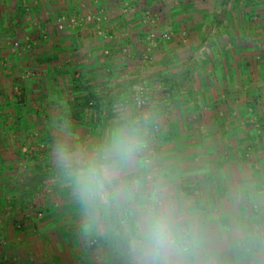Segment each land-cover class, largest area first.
<instances>
[{
    "label": "crops",
    "instance_id": "crops-1",
    "mask_svg": "<svg viewBox=\"0 0 264 264\" xmlns=\"http://www.w3.org/2000/svg\"><path fill=\"white\" fill-rule=\"evenodd\" d=\"M28 1L12 0L10 9L21 12ZM95 1L71 0L58 6L71 17L89 16L97 8ZM99 1L106 11L103 27L117 33L120 41L95 40L97 26L88 21L73 30L51 28L50 36L40 38L36 30L32 37L39 39L34 43L49 40L53 50H37L30 58L33 78L22 75L28 67L21 54H0V63L6 65L0 66V89L15 94L19 88L26 98L24 107L11 109L0 125L29 123L50 144L45 161L34 162L19 156L24 148H32L33 139L24 147L23 138L17 140L0 126V239L6 242L0 264H83L68 261L72 242L88 225L94 235L104 219L109 222L103 238L114 229L122 238L144 236L142 219L131 224V234L123 221L124 191L132 187L139 188L131 202L134 209H141L144 197L151 209L158 208L150 219L163 214L176 229L182 258L165 264H264V17L255 16L257 10L264 14V7L246 0H181L180 6H173L172 0ZM38 2L34 7L42 11L39 19L47 22L48 0ZM91 2L94 6L87 8ZM3 7L9 9L0 4ZM146 8L159 16V34L177 24L186 29L164 42L147 66L141 58L152 29L142 23ZM9 26L19 25L12 21ZM0 42H7L3 33ZM138 42L142 51L136 53ZM111 48L120 52L106 55ZM165 78L175 84L173 94L163 97L156 91L151 99L153 123L160 127L150 143L157 149L155 156L146 163L135 152L115 165L107 201L86 207L57 163V147L93 154L115 127L138 113L128 101L132 91L141 84L157 89ZM91 94L98 108L82 101ZM254 117L261 118L260 128ZM250 148L252 159L246 156ZM152 173L154 179L148 182ZM37 212L44 219L35 224ZM115 215L123 221L116 228L110 221ZM92 255L90 264L100 258ZM103 259L109 264L106 253Z\"/></svg>",
    "mask_w": 264,
    "mask_h": 264
},
{
    "label": "rangeland",
    "instance_id": "rangeland-1",
    "mask_svg": "<svg viewBox=\"0 0 264 264\" xmlns=\"http://www.w3.org/2000/svg\"><path fill=\"white\" fill-rule=\"evenodd\" d=\"M38 1H40V0H32V2L28 1L29 3L25 7V10L18 12V11H13L10 9V7L12 6V0H7L5 2L3 0H0V2H2L0 4H4L9 8L6 10H4V7H3V9H0V40H1V34L3 33L4 29L9 28L10 27L9 25H10V23H12V21L17 22V25H19V26L14 27L16 30V33L12 34V37L10 35H9V37H8V35H6V37H7L6 43L0 42V54H2V55L3 54H9V55L14 54L18 57L21 54L22 58L26 59L25 67L26 66L28 67V69L23 71L22 75L24 77L26 76L28 78L29 77L30 78L35 77V76H33V72L35 71V66L31 64L32 60L34 61V58L32 60L30 58H32V56H35V53L37 50H39L40 52H42V51H45V52L50 51L51 52L53 50V44L51 41L45 40L46 43L45 42L35 43V45L31 48V50H24L25 49V43L24 42H26L27 39H30V40H33L34 42H36V40L40 38L39 37L40 34H42L43 37L45 35L46 36H48L49 34L51 35L50 29L52 28V31H53V30H56L58 28L56 26V24H57L58 18L61 15H67V16L71 17L68 12H65V10L63 11L64 13H61L62 9H59L60 6H58L59 4L62 6L63 4H65L68 1L71 2V0H48V3L45 4L46 6L44 8L47 9L46 12H49L48 15L51 17V19H48V20H52V21L50 22L47 20V22H45L44 20H41L42 19L41 16L43 17L42 11L35 9V7H34L35 5H39ZM90 1H92V0H90ZM246 1H249V2L253 1L252 3L253 4L255 3V6L264 7V0H246ZM180 2H181V0H172L171 4L173 3V6H180ZM236 2H241V1L236 0ZM150 3L152 4L153 2H150ZM92 5H93V2H91L89 4V6H87V5L86 6H87V8H91ZM56 6H58V7H56ZM238 7H240V5H238ZM95 10L96 9H94V10L91 9L90 11H92L94 13ZM257 11H258V14L255 16H257L258 18H260L261 16L264 17V14L261 12V10H257ZM73 12L74 11H72V13ZM93 13H91V14H93ZM238 13H240V12H238ZM58 14H61V15L59 17H57ZM89 14H90V12H89ZM210 16H212V15H210ZM46 17H48V16H46ZM39 18H41V19H39ZM53 19H54V21H53ZM255 21H258V19H255ZM175 22H178V21H175ZM18 23H21V25ZM178 23H180V22H178ZM179 25L180 24H177L176 26L170 27L169 31L164 30L163 33L165 32V33H172L174 35L175 34L177 35V33H179L180 31L186 30ZM258 27H259V29L263 28V25L261 24ZM36 30H37V32H39V34H38L39 38L34 39V37H32V36L34 35V32ZM65 30L66 29L61 30V31H65ZM262 34H264V33H262ZM90 36H92V34H90ZM93 36H94L95 40L97 38H99L96 35H93ZM118 41H120L119 38H118ZM98 42H100V41H98ZM17 44H18V46H17ZM142 44H143L142 42H138V46L137 45L134 46V48L136 50H138V51H136V53L142 51V48L140 47V45H142ZM180 46L181 45L178 46L179 47L178 52H181V50L183 49ZM126 47L131 52H135V49L131 48V46L129 44H127ZM113 51H114V53L120 52L119 50H115V49L111 48L109 55H111L113 53ZM104 53H105V51H104ZM104 56H106V55H104ZM10 58L11 57L9 56V59L6 60V62H8V64H7L8 66L10 65ZM27 60H29V61L27 62ZM4 62H5V60H4ZM0 66L2 68L6 67V65L2 64V62L0 63ZM7 68H9V67H7ZM9 91H10V89H8L5 93V90L3 91V89H0V119H2V118L4 119V115L5 114L7 115L11 111V109L17 108V112H18L19 111L18 108L21 109L22 107H24L23 104L26 103V98L22 95V91L19 88L15 90V94H9ZM257 113L259 114L258 116L260 117L261 111L258 110ZM148 114H149V120L152 118L153 119L156 118V117H152L153 116L152 111H148ZM254 114H255V112H254ZM259 117H257L259 122H262L261 118H259ZM137 119H138V117H137ZM148 121H146L145 126L148 125ZM12 124H13V126L11 128L9 127V125H10L9 123L4 122L3 124H1L0 126L2 129V132H7L8 134H12V135L14 134L16 136L15 138L17 140L20 138H23L25 141L23 144L24 147L28 146V140H29V138H32L33 144L30 147L34 148L33 153H36V152L39 153L42 151L44 152V150H46L48 152V150H50L49 149L50 144L48 142V139L46 137L41 138L42 136H40V135L42 133H36V132H39V130L35 129V126H32L31 124L26 123V122H24V124H22L21 122L19 124H18V122H14ZM142 124H144V123L142 122L141 125ZM141 125H139V123H138L140 130H142V132H144L143 131L144 125L143 126H141ZM262 126L264 127V123ZM2 132H1V134H2ZM142 137H143V140H145V138H144L145 136L143 135ZM147 138H148V136H147ZM0 140H1V138H0ZM140 140H141V136H140L139 142H140ZM148 140H149L148 144H150L152 142V140H154V139L149 137ZM143 143H144V141H143ZM42 145H44V146H42ZM242 145L243 144H241V146ZM15 146H16V144H15ZM21 148H23V147H21ZM38 150H39V152H38ZM155 151L157 152V149H155ZM17 156H18V153H17ZM46 156H48V155H46ZM143 158H145L144 152H143ZM0 159H2L1 156H0ZM138 190H139V188L132 187V188H127L124 191L125 195H126V198H125L126 200H125V207H124L125 215H124L123 221H124L125 225H127L126 226V228H127L126 232L128 234H131V231H130V228H132L131 224L137 223V222L138 223L142 222V220L145 223L146 228H147L148 222H149V220H151L150 219L151 214L153 216L154 210L158 209L157 207H152V209H151V207L146 202V199H144V197H140V202H141L140 205H141L142 210L138 209V208L134 209V207H135L134 203H131V202L133 201L132 200L133 198L139 196V194L136 193V191H138ZM133 192L135 194H133ZM136 200L139 201V198ZM145 204H146V206H145ZM137 206H139V205H137ZM150 209H151V211H149ZM43 216L40 218L38 216V212H37L35 220H34L35 224H36V222H37V224L40 223V221H41L40 219H44ZM83 221L84 220H81V222H83ZM95 221H96V223L99 221L101 222L99 225H97L98 223L97 224L95 223L97 225L96 233H94V235L90 233L92 226L88 225V227H85L86 231L82 234L81 233L78 234L75 238V242H72V248H70V251H69V255H68L69 260L68 261H71V259H73L75 261H77V260L82 261L83 264H90L91 258H93V257H91V255L93 254L92 256H94V258L97 256H99L100 258H99V260L97 258H95V260H97V262L95 261V262H92L91 264H106L105 259L101 260V256L103 257V254H105V252L102 251L103 247H100V245H99L95 249H92V248H93V245L96 242V240L103 238L105 236L107 221L109 222V219H104V220H99V221L95 220ZM86 223L89 224L90 221L89 222L86 221ZM86 223H83V224L85 226H87ZM32 227H34V226H32ZM128 236L132 237V235H128ZM143 237L144 236L142 234L139 236H133L132 242H131V244H129L130 249L126 253L120 254V253H117L116 251H113L112 255L110 256V260H108L109 264H153V262L155 260V256L154 255H145L141 251V248L143 247L142 246L143 245L142 244ZM179 246L180 245H178V247ZM180 254H182L181 251L177 252L175 250H169L168 252L162 254L159 257L157 264H163V263L165 264L166 263L165 260H168V259L172 260L174 258L175 259L182 258Z\"/></svg>",
    "mask_w": 264,
    "mask_h": 264
},
{
    "label": "clouds",
    "instance_id": "clouds-1",
    "mask_svg": "<svg viewBox=\"0 0 264 264\" xmlns=\"http://www.w3.org/2000/svg\"><path fill=\"white\" fill-rule=\"evenodd\" d=\"M140 128L138 121L128 119L123 125L115 127L108 139L93 154L85 156L72 153L64 147H57L56 159L66 170L80 200L86 207H94L98 202H106L107 191L115 178L117 167L139 150ZM141 251L154 255L153 264L169 250L181 251L178 247L176 229L168 218L161 214L148 222Z\"/></svg>",
    "mask_w": 264,
    "mask_h": 264
},
{
    "label": "built area",
    "instance_id": "built-area-1",
    "mask_svg": "<svg viewBox=\"0 0 264 264\" xmlns=\"http://www.w3.org/2000/svg\"><path fill=\"white\" fill-rule=\"evenodd\" d=\"M96 10L93 14H90L89 16H85V15H76L73 17H69L67 15H61L58 18L57 21V26L60 30H64V29H76L80 26H82L84 24V22L88 21V22H92L94 23L96 27V35L98 37H102L107 41H114L117 40V35L116 33H113L112 30H110L109 28H105L103 27V23L106 21V11L102 8H100L99 6H101V2L99 0H96ZM128 6V4H127ZM125 11L128 12L129 8H125ZM142 23L146 26L152 27L151 30H149L148 35L146 36L145 42H146V48L144 50V53L142 54V60L144 62V65L147 66L149 65L150 61L152 60L153 54L155 51L159 50L161 45L163 44V42H168L171 41L174 37V34L172 33H161L159 34L156 31V28L159 25V16L151 9V8H146L143 10L142 12ZM186 35V34H184ZM35 45V43H32L30 41V39H27L25 42V49L24 50H31V48ZM18 46V44H17ZM125 53L132 57L131 52H129V50L124 49ZM106 55L110 54V51H106L105 52ZM164 88L159 87L157 89H153L150 85L147 84H141L138 85L131 93L130 98H128L129 102L134 103V105L136 106V109L138 111V123L139 125H141V123L143 122L144 124H142L141 126L144 125L143 127V131H144V136H145V141L142 144V149L143 152L145 154V162L149 163L151 162V158H153L155 156V148L152 147L151 144H148L149 140L148 138H152L155 139L156 135L158 134L160 127L157 124L154 125H147L145 126L146 121L149 120V114L148 111L145 109L150 103H151V99L152 96L154 95V93L156 91H163ZM165 96V95H164ZM169 96V95H168ZM167 97V96H166ZM255 121V126L257 128H260L261 124L258 120L257 117L253 118ZM148 136V138H147ZM44 146V145H42ZM24 152L25 153H31L33 154L34 152V148H24ZM253 148H250L247 151V158L252 159L253 157ZM154 179V174L152 173L151 175L148 176L147 180L148 182L153 181ZM38 216L41 218L43 216V213H38ZM22 225H19V228H21ZM5 240L4 239H0V251L1 249L5 246Z\"/></svg>",
    "mask_w": 264,
    "mask_h": 264
},
{
    "label": "trees",
    "instance_id": "trees-1",
    "mask_svg": "<svg viewBox=\"0 0 264 264\" xmlns=\"http://www.w3.org/2000/svg\"><path fill=\"white\" fill-rule=\"evenodd\" d=\"M13 30H15V28L13 26H10L9 28H5L4 31L2 30L3 31V37L7 38L6 35H8V37H9L11 32L13 33ZM30 41L32 43H34L33 40H30ZM164 80H166L165 83H163V84L161 83L163 88H164V90L161 91V92L159 91V93H161L163 95V97H164V95L168 96V95L173 94V90L175 88V84L174 85H169L170 81L167 82L168 78L167 79L165 78ZM96 100H97V97H95L92 94L89 97H87V98H82V101L86 102L85 103L86 107H89V108L90 107H97L98 108V105L94 104L96 102ZM151 105L152 104L150 103L145 109L147 111H151V109H152ZM138 115L139 114L136 113L135 116L132 117V119L136 120ZM126 122H127V120L122 121V125L125 124ZM148 124L149 125H154L153 119H150L148 121ZM143 141H144L143 137H141V141L140 142L143 143ZM142 143H139V150L136 153H138L139 156L143 158ZM23 154H24V156H23ZM46 155H47V151L46 150H44V152L42 151L41 154H37V155L34 154L33 156H31L30 153H25V152L23 153L22 151H20V154H19V156H23V157L27 156L28 159H32V161H34V162H37L40 159L45 161V157H47ZM143 162H145V158H143ZM122 224H123L122 219H120L117 215H115L111 219V225L114 228H116L117 226H121ZM133 227H134V223H133ZM117 233L118 232L115 233V229L114 230H110L108 235L106 236V238H100V239L96 240V242L94 243L92 249L97 248L99 245H100V247H103L104 252L107 251L105 253H106V257H107L108 260H110V256L112 255L113 251L118 250L119 252H124V251H125V253L128 252V250L130 249L129 248V244H131V242H132V237L136 236V234L132 235V237L131 236H125L124 238H122V235L120 233H118V234Z\"/></svg>",
    "mask_w": 264,
    "mask_h": 264
}]
</instances>
